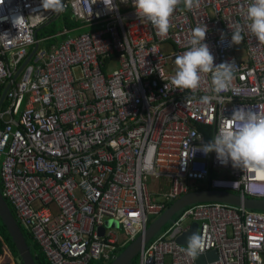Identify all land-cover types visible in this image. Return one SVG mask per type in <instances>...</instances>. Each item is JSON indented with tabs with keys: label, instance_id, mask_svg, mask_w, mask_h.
Returning <instances> with one entry per match:
<instances>
[{
	"label": "built area",
	"instance_id": "built-area-1",
	"mask_svg": "<svg viewBox=\"0 0 264 264\" xmlns=\"http://www.w3.org/2000/svg\"><path fill=\"white\" fill-rule=\"evenodd\" d=\"M248 2L201 0L193 11L181 4L159 36L133 0H115V11L103 0H62L60 12L42 0H0V99L9 86L0 189L50 264L114 261L197 183L264 199V169L202 152L221 127H235V109L264 114V44L247 27ZM68 10L81 26L40 39ZM198 26L208 28L215 64L234 63L232 87L208 104L201 97L216 95L211 73L195 92L171 84L175 57ZM236 26L239 45L231 43ZM194 223L206 240L201 256L217 255L205 264H264V211L224 202L183 209L140 252L141 264H198L177 242Z\"/></svg>",
	"mask_w": 264,
	"mask_h": 264
},
{
	"label": "clouds",
	"instance_id": "clouds-1",
	"mask_svg": "<svg viewBox=\"0 0 264 264\" xmlns=\"http://www.w3.org/2000/svg\"><path fill=\"white\" fill-rule=\"evenodd\" d=\"M103 3L109 11L118 9L115 0H103ZM200 3L201 0H133L132 5L138 18L148 20L156 29L157 35L166 36L172 27L171 18L179 5L183 4L187 11H193L199 8ZM42 7L53 12H60L63 10V3L62 0H42ZM63 14L61 13L60 17ZM245 19L248 29L256 40L264 44V0H249ZM231 31V43L239 45L243 39L240 26H236ZM207 32V26H198L192 30L190 47L175 57L176 71L171 78V84L175 89L181 92L185 90L195 92L200 86L201 74L211 73L212 91L216 95L201 97L203 104H208L212 100H221L219 93L229 90L234 79L232 71L234 63L215 64V57L209 45L205 43ZM223 39L222 34L221 40ZM165 87L168 88V83ZM231 120L235 127L231 125L221 127L210 142L202 145L205 149L202 152L205 154L216 152L217 159L223 165L231 161L235 168L264 169V114L237 108ZM205 247L206 240L200 232L187 237L186 254L189 257L198 258L204 252Z\"/></svg>",
	"mask_w": 264,
	"mask_h": 264
},
{
	"label": "water",
	"instance_id": "water-1",
	"mask_svg": "<svg viewBox=\"0 0 264 264\" xmlns=\"http://www.w3.org/2000/svg\"><path fill=\"white\" fill-rule=\"evenodd\" d=\"M61 13L57 15L53 20L49 21L42 29L54 23L56 19L60 17ZM39 46H36L35 50L31 54L29 60L25 63L23 69L27 66L30 60L35 56L38 51ZM22 69V70H23ZM9 86L3 91L0 99V107L3 104ZM202 202H224L233 204V206L245 208L250 211H264V199H251L243 197L239 194H234L231 192L221 191L215 188H198L191 190L178 199H176L172 206L162 214L158 219L149 225L144 233L139 235L131 244H129L123 252L110 264H133L135 258L140 255V252L145 249L160 233L175 220V216L181 212L183 209L193 206V204ZM0 220L3 226L7 229L16 249H18L20 258L24 264H37L33 251L23 233V230L15 219L8 202L3 198L0 189ZM107 226L119 227L117 222H110L106 224ZM199 225L194 223L190 230L182 235L177 242L181 245L187 246V237L195 232H198ZM103 229H101V235L103 234ZM216 253H211L208 256H199L197 258L198 264H205L207 260L213 261L216 258Z\"/></svg>",
	"mask_w": 264,
	"mask_h": 264
},
{
	"label": "trees",
	"instance_id": "trees-1",
	"mask_svg": "<svg viewBox=\"0 0 264 264\" xmlns=\"http://www.w3.org/2000/svg\"><path fill=\"white\" fill-rule=\"evenodd\" d=\"M63 16H64L63 17V25H62L61 29L64 26H67L68 28H73V27H77L78 28V27L81 26L79 21L73 20L70 10L65 12ZM56 28L57 27H55V29L52 31V35H54L55 33L58 32V30ZM45 31H47V28L43 29L39 33V38L41 37L40 36L41 34H43V33L46 34ZM83 31H87V29L84 28ZM54 42H57V41L55 40ZM0 182H1V180H0ZM198 188H211V186L207 185V184H199V183H197L191 189H198ZM172 204H169V208L172 206ZM11 211H12L15 219L18 220V218H16V214H15V212H14V210L12 208H11ZM170 225H171V223L163 230L162 234L170 227ZM20 226H21V224H20ZM21 228H22L23 233H24V235H25V237H26V239H27L32 251H33L32 254L34 256V259H35L36 263L37 264H50L48 262V260H47L46 255L43 253L42 249L34 242L35 240L33 239V237L29 233H27V231H25V229L22 226H21ZM162 234H160V235H162ZM160 235H159V237H160ZM156 239H154L153 242ZM129 244H131V243H129ZM129 244H127L125 247H123L120 250L119 254L121 252H123V250ZM110 263L111 262L95 261V262H91L90 264H110ZM0 264H24L22 259L20 258V254H19L18 249H16V247H15V245H14V243H13L11 237H10V235L8 234L7 229L3 226L1 220H0ZM133 264H141V257L138 256L137 258H135L134 261H133Z\"/></svg>",
	"mask_w": 264,
	"mask_h": 264
},
{
	"label": "rangeland",
	"instance_id": "rangeland-1",
	"mask_svg": "<svg viewBox=\"0 0 264 264\" xmlns=\"http://www.w3.org/2000/svg\"><path fill=\"white\" fill-rule=\"evenodd\" d=\"M64 15V14H63ZM61 16V17H59L58 19H56L55 21H54V23H52L51 25H49V26H47V27H45V28H47V31H45L46 32V34L45 33H43V34H41L40 36V38L41 39H43V38H46V37H51V35H52V31L55 29V27H57L56 29L59 31V29H61V27H62V25H63V17L64 16ZM55 18V17H54ZM53 18V19H54ZM52 19V20H53ZM44 28V29H45ZM43 29H41L40 30V32L42 31ZM48 33V34H47ZM58 33V32H57ZM56 34V33H55ZM242 54H240L239 56H241ZM139 257H141V256H139Z\"/></svg>",
	"mask_w": 264,
	"mask_h": 264
}]
</instances>
